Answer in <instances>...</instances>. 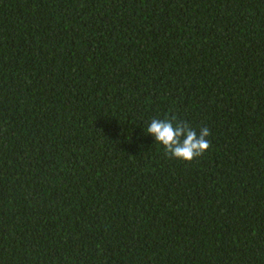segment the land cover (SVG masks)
Returning <instances> with one entry per match:
<instances>
[{
    "label": "trees",
    "instance_id": "1",
    "mask_svg": "<svg viewBox=\"0 0 264 264\" xmlns=\"http://www.w3.org/2000/svg\"><path fill=\"white\" fill-rule=\"evenodd\" d=\"M0 264H264V0H0Z\"/></svg>",
    "mask_w": 264,
    "mask_h": 264
},
{
    "label": "clouds",
    "instance_id": "2",
    "mask_svg": "<svg viewBox=\"0 0 264 264\" xmlns=\"http://www.w3.org/2000/svg\"><path fill=\"white\" fill-rule=\"evenodd\" d=\"M173 121H176L173 123ZM155 142L162 145L165 151L175 159L191 162L200 157L210 148L206 139L210 135L207 127L200 129L199 133L187 123L177 121L173 116L170 119L153 118L147 128Z\"/></svg>",
    "mask_w": 264,
    "mask_h": 264
}]
</instances>
